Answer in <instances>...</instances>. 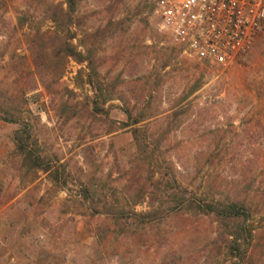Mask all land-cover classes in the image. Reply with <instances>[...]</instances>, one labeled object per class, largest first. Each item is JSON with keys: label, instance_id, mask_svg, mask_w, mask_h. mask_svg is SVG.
I'll list each match as a JSON object with an SVG mask.
<instances>
[{"label": "rangeland", "instance_id": "374dc122", "mask_svg": "<svg viewBox=\"0 0 264 264\" xmlns=\"http://www.w3.org/2000/svg\"><path fill=\"white\" fill-rule=\"evenodd\" d=\"M60 4L0 0V264H264V26L224 68L183 53L154 0ZM68 28L90 66L59 68ZM230 199L246 218L202 208Z\"/></svg>", "mask_w": 264, "mask_h": 264}, {"label": "built area", "instance_id": "2783aa9c", "mask_svg": "<svg viewBox=\"0 0 264 264\" xmlns=\"http://www.w3.org/2000/svg\"><path fill=\"white\" fill-rule=\"evenodd\" d=\"M160 29L183 53L227 67L264 26V0H154Z\"/></svg>", "mask_w": 264, "mask_h": 264}, {"label": "trees", "instance_id": "16d2710c", "mask_svg": "<svg viewBox=\"0 0 264 264\" xmlns=\"http://www.w3.org/2000/svg\"><path fill=\"white\" fill-rule=\"evenodd\" d=\"M65 2L67 5V11H64V9L62 8V4H60V9L65 12L64 17L67 16L71 20L70 12L74 10L75 0H65ZM74 34L75 33H73V31L70 28H68L67 31L64 33L63 38L60 39V43L54 52V54H56L57 57L60 58L57 60H59L58 66L61 70L63 69V65L65 64L66 59L68 57L73 58L77 62L89 61L86 55H83L81 52H79L76 49V47L72 43H70L69 39H73L75 36ZM34 42L37 43L38 45L41 44V42L37 41L36 39H34ZM45 47H42V45H40L37 51H35V54H37L38 56L48 57L50 53H48ZM58 66H55V67L58 68ZM89 66H90V61H89ZM87 81L91 85L94 84L90 76V73L87 75ZM45 85L47 86V88L50 89L49 82H45ZM96 90L97 91L101 90V88L99 87ZM96 90L94 92V95L91 98L90 104H91L92 110L99 112L101 110V107H100L101 99H100V93H98ZM3 111L5 113L4 115L5 117L3 118H5L6 120L15 122L16 117L11 111H9L8 107L3 109ZM125 113L127 114L128 117L131 116L130 111H125ZM140 121H141V118L134 117L131 121V124H136ZM133 131H136V128L133 129ZM16 146H17L19 153L22 154L23 157L26 158L27 160H30L35 167L42 168L43 170H46V171L49 169L48 158L42 159V157L36 154L32 149L27 150V144L22 139L20 138L18 139V141L16 142ZM195 204L199 206V203H195ZM203 207L207 209L208 213H211L214 215V217H218L222 220H234V219H238L239 217L246 218L247 216V210L245 209L244 202L238 201V200L230 199L227 201H209V202L204 203L202 208ZM133 215H135V217H138L136 213H134ZM245 238H247L246 234H245L244 239ZM236 240L237 239L235 238L234 242H236Z\"/></svg>", "mask_w": 264, "mask_h": 264}]
</instances>
